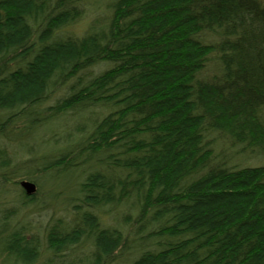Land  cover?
Here are the masks:
<instances>
[{
	"label": "trees",
	"instance_id": "1",
	"mask_svg": "<svg viewBox=\"0 0 264 264\" xmlns=\"http://www.w3.org/2000/svg\"><path fill=\"white\" fill-rule=\"evenodd\" d=\"M6 139L22 205L77 181L45 242L5 210L3 264H264V0H0Z\"/></svg>",
	"mask_w": 264,
	"mask_h": 264
},
{
	"label": "rangeland",
	"instance_id": "2",
	"mask_svg": "<svg viewBox=\"0 0 264 264\" xmlns=\"http://www.w3.org/2000/svg\"><path fill=\"white\" fill-rule=\"evenodd\" d=\"M90 20L91 14L87 13V15H85V17L80 22L73 26V30L75 32L82 33ZM53 101L54 99H52L50 102L52 103ZM66 120L68 123L72 122L70 118L69 120L66 118ZM62 121L66 123L65 119ZM61 143L62 142H60L58 147H61ZM4 145L9 150V155L12 156L9 158L12 160L11 163L13 165L12 167L6 168L4 170L0 169V217L8 207L11 205H18V212L16 214L17 216H15L14 221H12L9 225L14 227L15 224L19 223L28 224L31 231H39L41 233V239L43 242H45V228L51 219L54 216L66 215L67 212H65V210L70 208V201L73 197V193L75 192L74 187L76 186L77 179L75 178L72 181L71 174L55 172L54 174H57L58 176L57 179H55V175H52L50 179L48 178L50 180V184L42 183L41 188L39 187L42 189V191H38V198L41 199V202L43 201V204L24 206L19 200L20 187L16 184L14 185V181L20 180L21 183L22 180L29 179L26 177L22 179L17 177L15 178V175H13L14 172L22 170L23 166L26 165L23 163V165L21 164V162L26 157L24 154V149L22 150L21 146L19 147L15 141L8 139L4 141ZM55 182H58L57 186L59 188H55L54 193L51 195V192L49 193L47 190L52 184L54 185ZM108 217L110 218V215H108ZM8 228L10 227L6 224H3V222L0 220V232H2V230H7ZM1 249L2 246L0 245V252ZM47 262L48 254L43 253L36 264H47ZM0 264H3L1 260Z\"/></svg>",
	"mask_w": 264,
	"mask_h": 264
},
{
	"label": "water",
	"instance_id": "3",
	"mask_svg": "<svg viewBox=\"0 0 264 264\" xmlns=\"http://www.w3.org/2000/svg\"><path fill=\"white\" fill-rule=\"evenodd\" d=\"M21 185L25 188L27 194H32L37 190L36 183L31 180H22Z\"/></svg>",
	"mask_w": 264,
	"mask_h": 264
},
{
	"label": "bare ground",
	"instance_id": "4",
	"mask_svg": "<svg viewBox=\"0 0 264 264\" xmlns=\"http://www.w3.org/2000/svg\"><path fill=\"white\" fill-rule=\"evenodd\" d=\"M22 186V185H21ZM23 187V186H22ZM23 189L25 190V188L23 187ZM26 191V190H25ZM37 191V190H36ZM27 193V192H26Z\"/></svg>",
	"mask_w": 264,
	"mask_h": 264
}]
</instances>
